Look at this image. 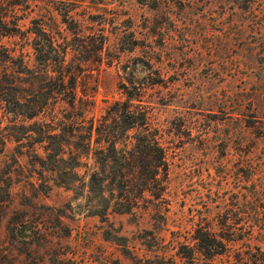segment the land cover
<instances>
[{
  "label": "rangeland",
  "instance_id": "1",
  "mask_svg": "<svg viewBox=\"0 0 264 264\" xmlns=\"http://www.w3.org/2000/svg\"><path fill=\"white\" fill-rule=\"evenodd\" d=\"M67 8L79 19L90 15L89 27L107 41L101 62L80 64L76 109L57 110L97 121L132 97L158 132L168 174L154 182L159 196L147 191L132 213L101 218L89 214L85 194L54 185L56 174L28 150L31 140H9L0 155L8 190L0 191V264H229L260 254L264 0H0V15L21 26L3 44L33 60L26 30L41 21L72 38L60 14ZM36 151L44 155L41 145ZM229 228L238 240L226 238ZM203 229L226 243L223 254L202 253Z\"/></svg>",
  "mask_w": 264,
  "mask_h": 264
},
{
  "label": "trees",
  "instance_id": "2",
  "mask_svg": "<svg viewBox=\"0 0 264 264\" xmlns=\"http://www.w3.org/2000/svg\"><path fill=\"white\" fill-rule=\"evenodd\" d=\"M61 10L62 23L73 37L58 36L44 22L33 21L23 37L34 50L33 60L27 59L23 51L17 54V49L3 44L4 37L17 36L21 26L17 22L11 26L10 20L0 15V123L8 119L0 127V155L9 140L22 147L31 140L26 149L39 159L43 170L56 174L54 185L85 194L90 215L108 219L111 212L132 213L139 196L147 191L162 194L163 189L156 188L154 182L168 174L166 150L158 132L152 130L147 110L134 105L132 97L116 101L97 121H86L82 112L57 110L65 104L76 109L80 64L101 62L107 41L104 31L89 27L90 15L79 19L70 15V9ZM70 52L74 53L71 60ZM132 130L136 131L134 135L129 134ZM36 145L42 146L43 156L36 151ZM93 160L95 164L91 166ZM45 185L46 182L40 184L42 189ZM0 191L8 194L1 185ZM255 214L260 215V211ZM230 228L226 238L238 240L241 233ZM262 236L264 240V231ZM106 238L126 246L120 243L125 237L111 234ZM199 240L202 253L208 257L223 254L220 247L226 243L209 229L202 230ZM125 250L131 254L129 248ZM229 264H264V249L258 255L251 253L249 258L238 255Z\"/></svg>",
  "mask_w": 264,
  "mask_h": 264
}]
</instances>
